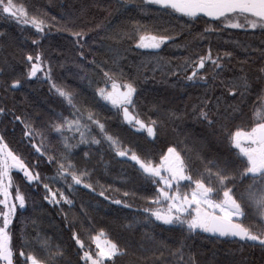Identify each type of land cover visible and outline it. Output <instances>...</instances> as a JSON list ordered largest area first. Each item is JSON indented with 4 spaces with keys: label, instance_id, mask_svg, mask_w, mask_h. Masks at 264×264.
Masks as SVG:
<instances>
[{
    "label": "trees",
    "instance_id": "trees-1",
    "mask_svg": "<svg viewBox=\"0 0 264 264\" xmlns=\"http://www.w3.org/2000/svg\"><path fill=\"white\" fill-rule=\"evenodd\" d=\"M20 1L24 2L32 13L45 15V18L50 20L51 27L46 25L45 32L39 37L40 42L33 44V39L37 38V32L33 26L20 25L14 20H0L2 33L0 68L5 65L6 69L8 68V74L0 76V108L5 109L3 113H0V135H3L9 148L25 159L33 171L41 173L43 183H48L53 190H63L73 203L69 205L66 201L52 203L45 200L44 196L47 193L43 183L28 182L23 172L13 170L14 187L11 189L13 196L15 185H19L27 199L24 209L17 208L11 225L16 264H26L25 257L19 255L21 248L46 261L54 260V264H83L72 232L76 231L79 234L86 248L90 247L95 251V242L91 237L100 229H104L107 237L117 242L121 248H127L125 254L115 258V264H179V255L173 254L172 249L177 247L182 239L184 240L182 255L185 264L193 256L197 264H264V246L258 242H242L238 237L216 238L214 234L202 231L189 235L186 229H182L179 225L162 226V222L156 221L154 217L145 219L149 214L145 213L144 209L155 207L148 197L156 194L157 185L143 173L140 165L131 159V154L125 157L119 156L101 135L104 143L103 155L107 164L96 166L88 172L86 180L87 183L92 184V188H88L85 184H74V187L70 189L59 177L56 180L44 179L46 176H55L57 170V164L49 163L48 156H55L59 161L58 153L50 148L51 144L56 146L59 144L55 141V134L50 129L49 121L53 111L60 109V97L54 89L50 91L51 83L44 71H38L36 77L27 76L31 62L26 60L28 53L35 56L37 52H40L43 60L45 62L50 60L52 66L64 64L69 71H82L83 76H72V80L69 78V85L77 92L83 103L100 108L103 119L110 122L130 141V149L142 158H148L158 164L160 157L167 152V148L170 145L176 146L177 150L185 156L195 179L201 178L200 174L206 167H213L208 163L209 161H216L218 167L227 168V174L238 173L244 166V161L229 141H227L226 152H219L220 149L217 148L221 145L216 143L219 133L210 134L201 128L186 129L184 127L185 118L189 117L190 113L196 114L193 106L195 105L197 110L203 106L201 101L205 92L212 99L211 114L218 127L223 120L227 119L225 117L229 109L227 104L236 101L229 100L226 103L221 99L219 113H217L214 102L215 97L221 95L220 88L213 84L214 87L199 92L196 86H203L204 81L185 80V85L195 91V102L192 107L181 106L179 111L176 110L178 108H174V104L166 98L165 92L156 90V85H152L156 78V76L153 77L154 72L160 66L156 57H160L159 53L169 44L182 40L191 41L202 35L205 33V27L211 22L219 29L210 33L211 38L214 37L213 33L215 36L233 33L234 36L242 39L243 46L250 45L248 52L252 48H264V33L259 30L222 26L203 14L193 19L174 13L170 9L165 11L156 8L152 9L151 14L142 13L131 5L122 8L121 0ZM52 17L55 19H51ZM133 20L139 21L142 25L146 24L154 31L168 29L165 34L173 35L174 38L171 42L166 41L161 45L159 50L139 48L134 40L129 38L134 27ZM80 31L86 35L81 37L72 35V32ZM124 32H128V36H124ZM26 33H30V36L27 37ZM78 39L83 48L76 43ZM213 41L215 43L214 39ZM260 42H263L262 46ZM232 49V53L238 51L235 46ZM81 51L84 52V56L79 55ZM132 52L141 55L149 53L155 56L149 64L144 65L142 62L144 58L142 56L137 58L136 55L131 54ZM233 56L228 69L218 70L222 71V76L238 75L241 67L237 60L242 61L243 64L249 63L246 59L240 60ZM93 60L95 64L92 63ZM113 61L116 63L114 64ZM261 64H264V60ZM261 64L254 66V71H257ZM44 67L46 69V63ZM102 69L118 74L122 70L125 77L135 78L137 93L140 91L142 94L140 103L158 118L155 137L149 136L146 129L129 124L121 116L122 111H118L110 103L98 97L95 88L103 83ZM188 72H191L190 66ZM186 74L183 71H175L172 80H184ZM138 76L141 78L148 76L149 83L147 84L144 80L146 86H141V79ZM13 79L21 80L19 88L11 86ZM208 82L214 83L212 79ZM261 87H264V80H260L254 87L253 95L243 98L247 123L241 124L240 127L247 129L251 126L256 93ZM240 99L237 95V101ZM16 117L21 119L17 120ZM25 123H30L36 130L31 138L24 135L30 130L25 128ZM41 131L48 136L47 140L50 142V146L49 144L47 146V140L43 141L48 155L35 150L34 145L41 143V135L38 134ZM30 139L34 143H30ZM71 140L77 143L79 138L75 135ZM37 163L38 167L35 166ZM215 170L216 168L213 167V171ZM203 178L208 182L206 174ZM68 183H74L70 176ZM248 183V180L241 183L237 178L228 186L235 185L238 196ZM185 185L188 187L189 183ZM212 186L216 187L215 181H212ZM220 191L222 194V189ZM101 192L104 195H100ZM117 200L126 201V203H116ZM242 222L253 226L254 229L259 227V222L251 213ZM45 241L47 247L43 246ZM160 241H164L169 247H160ZM59 251L63 252L62 256L58 255Z\"/></svg>",
    "mask_w": 264,
    "mask_h": 264
},
{
    "label": "snow or ice",
    "instance_id": "snow-or-ice-1",
    "mask_svg": "<svg viewBox=\"0 0 264 264\" xmlns=\"http://www.w3.org/2000/svg\"><path fill=\"white\" fill-rule=\"evenodd\" d=\"M127 5L138 8L142 13L149 14L152 13L153 8L165 11L170 9L174 13L193 19L199 18L203 14L205 17L211 18L212 21L219 22L222 26L259 30L264 33V0H139V2L121 0L122 8ZM51 19H55V17ZM0 20H14L20 25L33 26L37 32V38L33 39V44L40 42L39 37L45 32L46 25L51 27L50 20L45 19V15L30 14L23 4H18L15 0H0ZM132 23L134 27L129 38L133 39L139 48L159 50L161 45L166 41L171 42L174 38L173 35L165 34L168 29L154 31L146 24H140L137 20H133ZM68 31L71 30L68 29ZM215 31H219V29L212 23H209L204 29V32L209 34ZM72 35L81 37L86 33L82 31L72 32ZM124 36H128V32H124ZM76 43L80 44L79 39ZM80 47L83 48V45L80 44ZM244 47L245 50H248L250 45H244ZM260 51L264 52V48ZM79 55L84 56V52L81 51ZM233 55L229 51L213 54L212 48L209 46L205 54H197L196 60H192L190 64V58L186 57V67L177 66L176 68L177 72L187 73L184 77L187 81H204L205 83L209 79L214 81V86H218L221 90V95L216 96L214 102L217 113H219L221 99L226 103L229 100L236 101L235 103H228L227 107L231 108L233 113L239 112L241 110L239 105L245 102L243 98L251 93L252 80L243 66L240 68L239 75L222 76V71H218L228 69L229 64L225 63V60L230 63ZM156 59L163 58L157 56ZM26 60L31 62L27 76L36 77L38 71H44L45 76L51 81L50 91L54 89L69 110L68 116H64L61 112L58 114V119L49 121L51 131L61 138L66 152L71 153V150L78 146L69 142L66 133H79L80 140L78 143H86L90 139L91 143L100 144L101 140L91 135L90 126L94 125L119 156L125 157L131 154V159L136 161L143 173L157 185L156 194L148 197L155 207L144 209V212L149 214L145 219L154 217L156 221L162 222V226L179 225L182 229H186L189 235L202 231L203 233H212L216 238L238 237L242 242H258L264 246V87H261L256 93L251 126L247 129L236 127L229 137L230 144L237 150L239 157L244 161V166L239 169L238 173L227 174V168L218 167L216 161H209L208 163L212 164L216 170L213 171V167H206L204 172L200 174L201 178L194 179L185 156L177 150L176 146L170 145L167 152L160 157L158 164L153 163L150 159L142 158L130 148L122 147L119 138L110 134L106 130L105 124L100 119L95 118L94 111L89 110L86 113L82 111L78 106L76 94L53 80L50 62H47L49 67L45 69L46 62L40 52H37L35 56L28 53ZM209 61L211 62V76L205 70ZM92 63L95 64V60ZM113 63L115 64L116 61ZM189 66L191 72H188ZM102 74L103 83L95 88L98 97L110 103L118 111H122L123 119L129 124L146 129L149 136L155 137L157 135L156 126L159 122L156 120L145 122L139 118L138 114L130 111L136 107L135 97L138 89L135 78L125 77L122 70L118 74L108 69H102ZM256 79L264 80V64L257 68ZM18 85H21V80L13 79L11 86ZM237 95L241 98L238 101ZM201 103L203 106L199 107L198 110L195 105L193 106L196 111V118L207 122L209 126L214 125L216 121L211 114L212 99L208 97L207 92H205ZM4 111V108H0V113ZM16 119L21 118L16 117ZM25 128L30 130L26 131L24 135L31 138L36 130L32 128L30 123H25ZM38 134L41 135V143L34 145L35 150L38 153L48 155L43 143L44 133L41 131ZM30 143H34V141L30 139ZM84 155L87 156L88 153L85 152ZM48 162L57 164L56 175L46 176L44 179L62 178L70 189L74 187V184H85L88 188H92V184L87 183L86 180L88 172L77 170L76 163L69 156L62 154L59 161L55 156H48ZM35 166L38 167V163ZM14 169L23 172L28 182L43 183L41 173L33 171L25 159L9 148L3 135H0V206H2L0 208V264H16L14 259L16 251L12 246L11 225L16 216L17 208L24 209L27 203L26 196L20 190L19 185H15L14 196L11 191L14 187L12 176ZM205 174L208 182L203 178ZM69 176L74 183H68ZM237 178L241 183L245 180L249 181L244 191L240 192L238 196L235 185L228 186ZM181 181H187L194 185L190 192L181 191ZM212 181H215L216 187L212 186ZM43 188L47 193L44 196L45 200L52 203L66 201L69 205L73 203L63 190H53L48 183H43ZM173 189L175 190L173 191ZM100 195H104V193L101 192ZM125 195L128 194L125 193ZM214 196L218 198L213 199ZM116 203H126V201L117 200ZM249 213L259 222V227L254 229L253 226L242 222ZM72 237L80 250V260L83 264H115V258L127 252V248H121L117 242L109 239L104 229H100L91 237L92 241L95 242V251L90 247L86 248L84 240L76 231L72 232ZM159 244L162 248L169 247L164 241H160ZM183 245L184 240L182 239L178 246L172 249L173 254L179 255V264H185L182 255ZM43 246L47 247L46 241L43 242ZM19 255L25 257L26 264H54V260L46 261L38 258L32 252H25L23 248L19 250ZM58 255L62 256L63 252L59 251ZM187 264H197L194 256L190 258Z\"/></svg>",
    "mask_w": 264,
    "mask_h": 264
},
{
    "label": "rangeland",
    "instance_id": "rangeland-1",
    "mask_svg": "<svg viewBox=\"0 0 264 264\" xmlns=\"http://www.w3.org/2000/svg\"><path fill=\"white\" fill-rule=\"evenodd\" d=\"M16 3L18 4H23L27 10L29 11L30 14H33L25 5L24 2H21L20 0H15ZM46 19V18H45ZM213 24V22H211ZM26 36L29 37L30 33H26ZM213 38H211V34L203 33L202 35L196 37L193 40H182L178 41L174 44H169L164 48L162 52H160V57L163 59L158 60V64H160L159 68H157L154 72V76H156L155 80L152 82V85H156V90H163L165 92V96L168 100L174 104V108H178L176 110L179 111L180 107H192L194 102H195V91H192L191 88H189L188 85H185V79H181V81L172 80V76L174 75V72L176 71L177 66H180L181 68L186 67L185 65V58L188 57L189 59V64L191 63L192 60H196L197 54L203 55L206 53L207 49L209 46H211L213 54L216 52L223 53L225 51L231 52L233 51L232 47L235 46L237 48V52L234 51L233 54L240 60L246 59L249 63L244 62V64H241L242 61L237 60V63L240 65V67L243 66L244 70L247 71L249 78L252 80V88H251V93L248 95H253L254 93V87L259 84L258 79H256L257 76V71H254V66H257L261 64L264 60V52L260 51V47L257 48H252L250 49L251 51L248 52V50H245V47L242 44V39L240 40V37L234 36L233 33H223L221 35L215 36L213 33ZM1 38H2V33L0 32V43H1ZM215 40V43L213 41ZM261 46L263 45V42H260ZM258 46V45H256ZM244 47V48H243ZM131 54L136 55L137 58L142 56L144 59L142 62H144V65L149 64L150 61L153 60L154 54H149L145 53L144 55L137 54L132 52ZM234 57V56H233ZM233 60V58H232ZM231 60V61H232ZM230 61V62H231ZM47 62H50V60H47ZM46 62V69L49 67V64ZM225 63L230 64L227 60H225ZM252 65V66H251ZM51 69H52V78L53 80L60 84L61 86L66 87L67 89L71 90V86L69 85L68 81L72 80V76L78 77L77 75L83 76L82 71H74L72 72L71 70H67L66 65H59V66H52L50 63ZM211 62H208V67H206V71L208 73L211 71ZM5 66H1L0 68V76L7 75L8 74V68L6 69ZM240 71V70H239ZM177 72V71H176ZM239 75V72L237 73ZM139 77V76H138ZM70 78V80H69ZM141 86H146L144 80L147 81V84L149 83V77H139ZM51 83V81H50ZM95 84V83H94ZM91 84V85H94ZM214 83L208 82L203 84V86H196L197 91L201 92L203 89L208 90L212 88ZM214 87V86H213ZM76 94V100L78 103V106L81 108L82 111L85 113L89 110L95 112V118H98L101 120L102 123L105 124L106 130L112 134L115 137H118L121 146L124 148H131V143L128 141V139L123 136L116 127H114L110 122H107L103 119L102 117V112L92 106V105H87L83 103L82 100L79 99L77 92H75L73 89L71 90ZM142 97V94L140 91L136 94L135 97V102H136V107L135 109H130L134 114H138L140 119L143 120H148L146 122H150L151 120H156L158 121V118L154 115L151 114L148 109L140 103V98ZM179 106V107H177ZM100 107V106H99ZM241 110L237 113H233L232 109L229 108L228 111L226 112L227 121L223 120L221 123V126L218 127V125L215 124V126H209L207 122L203 121L202 119H197L196 114L190 113L189 117L185 118V123L184 127L186 129H193V128H201L207 131L208 133L216 132L219 133L217 135V141L216 143L221 146H219L217 149H220V153H225L227 149V141H229V137L231 132L235 130L236 127H240L241 124H244L245 122L247 123V119L245 116H247V113L245 112L244 106L239 105ZM63 113L64 116L69 115V110L67 109V106L63 103L62 98L60 97V109L54 110L53 111V116L51 118L52 120L58 119V114ZM175 115V114H172ZM121 116H123V113L121 112ZM174 121V120H171ZM91 135L95 136L96 138L101 140L100 144H94L91 143V140L89 139L88 142L86 143H75L71 139L76 135L79 140V133H66V135L69 138V142L73 145H78L77 147L73 148L71 150V153H68L65 151V148L63 146L61 138L56 135L55 133V138L56 142L59 144L58 146L52 145L50 146V142L47 140L48 136L44 135V140H47V146L49 144L50 148L55 149V153H58L59 160L62 158V154L64 156H69L77 165V170H86L87 172H90L93 168L99 165H106L107 162L105 161V156L103 155V147L104 143L102 140V135L97 127L94 125H91ZM101 135V136H100ZM78 140V141H79ZM75 143V144H74ZM87 152L88 155L85 156L84 153ZM144 158V157H143ZM148 159V158H147ZM15 170V169H14ZM13 172V171H12ZM167 175V173H164ZM61 181L64 182V180L61 178ZM65 183V182H64ZM187 181H181V191H188L190 192L191 187L194 185H190L186 187ZM175 189H173L174 191ZM213 199H217L213 197ZM2 208V206H1Z\"/></svg>",
    "mask_w": 264,
    "mask_h": 264
},
{
    "label": "water",
    "instance_id": "water-1",
    "mask_svg": "<svg viewBox=\"0 0 264 264\" xmlns=\"http://www.w3.org/2000/svg\"><path fill=\"white\" fill-rule=\"evenodd\" d=\"M20 87V85H18V86H14V88H19Z\"/></svg>",
    "mask_w": 264,
    "mask_h": 264
},
{
    "label": "flooded vegetation",
    "instance_id": "flooded-vegetation-1",
    "mask_svg": "<svg viewBox=\"0 0 264 264\" xmlns=\"http://www.w3.org/2000/svg\"><path fill=\"white\" fill-rule=\"evenodd\" d=\"M21 86V85H20Z\"/></svg>",
    "mask_w": 264,
    "mask_h": 264
}]
</instances>
